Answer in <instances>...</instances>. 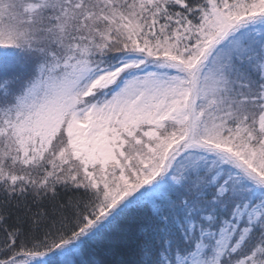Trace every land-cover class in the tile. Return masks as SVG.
Listing matches in <instances>:
<instances>
[{"label":"snow or ice","instance_id":"1","mask_svg":"<svg viewBox=\"0 0 264 264\" xmlns=\"http://www.w3.org/2000/svg\"><path fill=\"white\" fill-rule=\"evenodd\" d=\"M0 264H264V0H0Z\"/></svg>","mask_w":264,"mask_h":264}]
</instances>
